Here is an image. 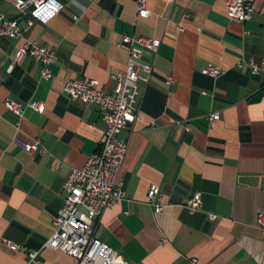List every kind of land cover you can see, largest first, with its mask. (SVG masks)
I'll list each match as a JSON object with an SVG mask.
<instances>
[{
	"label": "crops",
	"instance_id": "0c3cea01",
	"mask_svg": "<svg viewBox=\"0 0 264 264\" xmlns=\"http://www.w3.org/2000/svg\"><path fill=\"white\" fill-rule=\"evenodd\" d=\"M12 2L0 0V14L17 20L23 35L0 37V264H26V250L39 251L40 264H77L44 246L68 175L100 150L105 124L96 104L67 97L64 86L96 80L114 92L112 75L129 58L125 35L161 44L157 53L143 52L153 72L139 83L137 118L120 135L128 142L125 198L104 211L94 236L128 264H264L257 226L264 214V98L252 101L264 91V70L238 67L264 61V0H251L247 22L231 20L224 0H147L145 19L137 18L136 0H52L59 13L32 24L31 9L20 12ZM27 40L55 51L50 80L31 57L14 62ZM209 66L225 74L214 79L204 73ZM8 97L24 104L21 116L6 108ZM15 138H39L44 152L28 153ZM151 185L164 204L158 214L147 201ZM197 192L202 207L192 214L183 203Z\"/></svg>",
	"mask_w": 264,
	"mask_h": 264
},
{
	"label": "built area",
	"instance_id": "2783aa9c",
	"mask_svg": "<svg viewBox=\"0 0 264 264\" xmlns=\"http://www.w3.org/2000/svg\"><path fill=\"white\" fill-rule=\"evenodd\" d=\"M136 3L137 18H148L151 12L147 8V0H136ZM12 4L20 12L31 9L32 20L29 24L34 20L48 23L62 8L61 5H54L52 0H13ZM224 4L231 20L247 22L252 18L254 8L251 0H224ZM22 35L23 29L17 20L7 19L0 14V37L17 39ZM122 44L127 48L129 58L124 70L112 75L116 81L114 92L106 93L96 80L72 79L64 86L67 97L96 104L105 124L100 150L91 155L84 166L73 168L69 173L64 184L66 196L63 206L54 219V233L44 246L66 253L75 258L77 264H128L113 248L94 236V226L105 210L114 207L125 198L121 170L128 151V142L120 135L137 118L139 83L141 81L148 83L153 72L152 63L141 62L143 52L149 50L157 53L161 42L146 37L134 38L125 35L122 37ZM26 56L39 63L42 79L50 80L53 77L51 65L57 60L54 50L27 40L18 49L14 62H19ZM238 67H248L251 73L256 75L264 70V61L258 64L253 60H241ZM204 73L217 79L225 74V70L219 66H209ZM4 104L16 115L23 114L25 106L18 100L8 97ZM28 106L38 111L44 109L38 102H32ZM217 118L218 113L210 114L209 123L213 125ZM15 142L28 153L44 152L39 138L33 142L15 138ZM147 201L154 207L156 214L163 210L164 204L158 186L149 187ZM183 205L192 214L201 210L202 194L195 193ZM216 218V215H210L211 220ZM257 226L264 237L263 213L258 215ZM8 245L13 249H22L13 243ZM26 253L28 257L26 264H40L39 251L26 250Z\"/></svg>",
	"mask_w": 264,
	"mask_h": 264
},
{
	"label": "water",
	"instance_id": "95a60500",
	"mask_svg": "<svg viewBox=\"0 0 264 264\" xmlns=\"http://www.w3.org/2000/svg\"><path fill=\"white\" fill-rule=\"evenodd\" d=\"M262 98H264V91L258 93V94L253 98L252 101H253V102H256V101H258V100H260V99H262Z\"/></svg>",
	"mask_w": 264,
	"mask_h": 264
}]
</instances>
